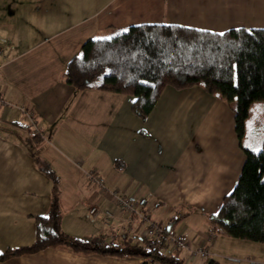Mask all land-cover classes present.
<instances>
[{"label": "crops", "instance_id": "0c3cea01", "mask_svg": "<svg viewBox=\"0 0 264 264\" xmlns=\"http://www.w3.org/2000/svg\"><path fill=\"white\" fill-rule=\"evenodd\" d=\"M141 24L264 30V0H0V95L9 104L0 108V253L33 241L32 217L45 213L50 198L47 167L58 178L60 229L69 236L94 243L110 235L99 216L88 214L91 207L115 210L86 182L84 172L94 169L107 189L137 200L159 226L175 219L163 220L162 206L185 210L173 233L184 234L191 247L205 246L211 259L181 252L184 264H264V245L219 243L214 232L205 242L207 216L231 192L243 161L234 133L232 146L220 137L227 104L199 87L165 88L140 121L128 96L63 83L67 62L85 40ZM26 111L35 114V129ZM135 224L114 240L122 235L135 245L141 240ZM141 262L48 248L2 264Z\"/></svg>", "mask_w": 264, "mask_h": 264}, {"label": "trees", "instance_id": "16d2710c", "mask_svg": "<svg viewBox=\"0 0 264 264\" xmlns=\"http://www.w3.org/2000/svg\"><path fill=\"white\" fill-rule=\"evenodd\" d=\"M62 81L77 91L130 97V112L140 121L150 114L165 88L199 87L227 104L243 161L231 192L220 199L207 222L215 234L264 245V146L257 150L243 146L244 119L252 103H264V30L236 28L211 33L165 24L130 26L108 38L85 40L67 62ZM43 173L51 184L50 198L45 213L32 217L33 241L1 252L0 264L48 248L83 256L133 257L141 264H184L178 254L161 250L165 237L158 248L149 249L122 235L116 241L113 233L103 237L108 240L104 246L63 233L58 178L47 167ZM176 222L173 219L163 227L165 236L173 232Z\"/></svg>", "mask_w": 264, "mask_h": 264}, {"label": "built area", "instance_id": "2783aa9c", "mask_svg": "<svg viewBox=\"0 0 264 264\" xmlns=\"http://www.w3.org/2000/svg\"><path fill=\"white\" fill-rule=\"evenodd\" d=\"M7 106H9V104L0 95V108ZM24 114L30 127L35 129V114L31 111H26ZM84 175L88 185L98 189L103 197L112 202L115 209L114 211L110 209L98 210L95 207H91L88 211L90 216L100 217L105 232L111 231L110 233H113L112 235L118 234L119 232L125 234L131 231V228L136 223L134 229L137 230L141 240H138L135 245L143 244L149 249H156L159 247L161 238L165 237V244L163 248L161 247V250L165 251L167 254L177 255L181 252H185L190 260L199 259L201 261H208L211 259V254L205 246L191 247L184 234L172 232L165 236L163 227L157 225L150 219L149 214L139 207L137 200L131 197H122L116 190L107 189L103 184V179L94 169L84 172ZM115 222L119 223V225L117 229L113 230L114 227L112 225ZM214 238L215 234L209 231L205 237V242L209 243L213 241ZM107 242L108 241L103 239V241L97 240L94 243L98 246H104Z\"/></svg>", "mask_w": 264, "mask_h": 264}, {"label": "rangeland", "instance_id": "374dc122", "mask_svg": "<svg viewBox=\"0 0 264 264\" xmlns=\"http://www.w3.org/2000/svg\"><path fill=\"white\" fill-rule=\"evenodd\" d=\"M112 35V33H102L101 35L97 36L96 38H108ZM264 127V106L259 104H254L249 109V114L244 119V137H243V146L246 148H249L251 150H257L264 146V130L262 129ZM220 131V137L221 139L226 142L230 143L232 146L234 143V136H233V119H232V113L227 109L221 108L220 111V119H219V127ZM58 135H61L58 133ZM237 155H240V157L243 158L242 153L237 150ZM77 166V165H76ZM78 167V166H77ZM81 168V167H79ZM104 184V181H103ZM105 186V185H104ZM229 194V193H226ZM162 219L168 220V219H179L181 220L185 218V213L183 208H176V209H169L166 206H162L160 208ZM199 210L196 209L194 214H198ZM119 223L113 224L114 227L113 230L118 228ZM219 243L223 241H229L231 243H236L238 240H234L231 238H228L223 235H216Z\"/></svg>", "mask_w": 264, "mask_h": 264}]
</instances>
